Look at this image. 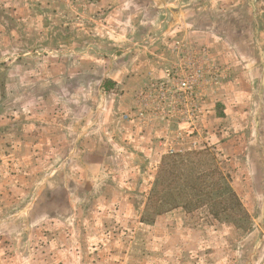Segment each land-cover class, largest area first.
<instances>
[{
	"label": "rangeland",
	"instance_id": "obj_1",
	"mask_svg": "<svg viewBox=\"0 0 264 264\" xmlns=\"http://www.w3.org/2000/svg\"><path fill=\"white\" fill-rule=\"evenodd\" d=\"M164 44V60L151 56L161 73L146 65L148 79L132 81L127 61L140 66L144 45ZM220 44L248 69L250 114L218 98L230 77ZM255 74L264 78V0H0V264H138L158 215L145 206L162 156L203 148L248 217L234 224L179 207L225 238V264H264ZM145 133L164 148L155 145L158 161L135 146Z\"/></svg>",
	"mask_w": 264,
	"mask_h": 264
},
{
	"label": "crops",
	"instance_id": "obj_2",
	"mask_svg": "<svg viewBox=\"0 0 264 264\" xmlns=\"http://www.w3.org/2000/svg\"><path fill=\"white\" fill-rule=\"evenodd\" d=\"M192 33L194 32L192 31ZM144 48L149 54L143 56L142 60L137 61L140 62V66L136 65L135 59L130 60L132 63L129 61L126 63L127 67L136 68L131 70L133 73L131 76L132 81L137 78L141 80L148 79L145 74L146 65H148V68L150 69L149 75L152 77L155 75L153 73L154 71L156 73H161L162 71V66L160 64L164 63V61L151 56L157 55L164 60L166 57L165 55H167L168 52V46L166 48L165 44L158 47L144 45ZM231 50L232 46L229 47L225 44L218 45L216 50V53L219 55L220 63H228L230 66L229 79L223 81L222 84L217 87L219 88V91L217 92L219 96L218 98L225 103L227 111L229 108L230 110L238 109L239 113L250 114L251 110L248 111V108L250 109L253 107V92L242 87L243 77L247 74L248 69L244 70V66L242 67V65H239L240 61H238L239 64H237V62L235 63L232 60H228L227 56L228 54H231ZM258 65L259 63L257 62L254 67H258ZM165 68H167V66ZM164 70L165 69H163L162 76L159 77L165 76ZM255 75L259 76V80L264 83L263 75ZM149 135H146L145 133V136H139L141 139H135L134 141L136 143L139 142L141 145L135 144V146L141 151L149 150L150 152L151 149L152 154H155V161H158L156 154L160 150L155 149V145L156 147L158 146V148H161V152L164 151V148L159 144V141L151 142V136L149 137ZM146 141H150V144ZM149 157L150 156L145 158L142 155L139 157V161L145 162ZM5 158L8 159V156H5ZM3 159L4 158H2V160ZM14 159L17 161L16 165H18L20 159ZM144 202L145 200L142 202L140 210L143 209ZM147 227L150 229L148 230V234H142V241L143 243H146L147 250L142 252L143 255L141 254L142 256L139 258L138 264H225V258L227 255V242L225 241V238L219 236L214 240L212 236H209L204 232L205 228L203 227L207 226H202L189 221L186 218L185 211L181 207H176L165 213L158 214L155 217L151 228L150 226ZM150 244H156L157 251L149 250Z\"/></svg>",
	"mask_w": 264,
	"mask_h": 264
},
{
	"label": "trees",
	"instance_id": "obj_3",
	"mask_svg": "<svg viewBox=\"0 0 264 264\" xmlns=\"http://www.w3.org/2000/svg\"><path fill=\"white\" fill-rule=\"evenodd\" d=\"M229 181L208 148L170 152L160 160L145 209L154 215L179 206L186 212L205 209L217 220L237 224L248 213ZM166 199L168 207H160Z\"/></svg>",
	"mask_w": 264,
	"mask_h": 264
}]
</instances>
